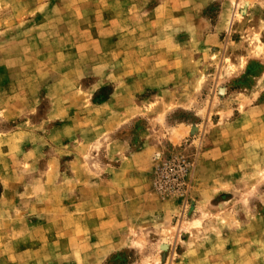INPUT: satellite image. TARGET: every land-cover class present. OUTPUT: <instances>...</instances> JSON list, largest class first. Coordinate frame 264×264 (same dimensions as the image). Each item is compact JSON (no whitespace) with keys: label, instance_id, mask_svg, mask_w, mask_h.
Listing matches in <instances>:
<instances>
[{"label":"rangeland","instance_id":"rangeland-1","mask_svg":"<svg viewBox=\"0 0 264 264\" xmlns=\"http://www.w3.org/2000/svg\"><path fill=\"white\" fill-rule=\"evenodd\" d=\"M0 264H264V0H0Z\"/></svg>","mask_w":264,"mask_h":264}]
</instances>
